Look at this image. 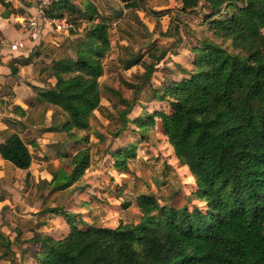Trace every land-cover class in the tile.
I'll return each instance as SVG.
<instances>
[{"label":"trees","instance_id":"1","mask_svg":"<svg viewBox=\"0 0 264 264\" xmlns=\"http://www.w3.org/2000/svg\"><path fill=\"white\" fill-rule=\"evenodd\" d=\"M181 2L183 12L205 9L204 25L211 36L191 49L193 57L186 60L187 66L163 67L165 79L160 85L154 83V77L169 50L152 43L149 62L143 57L133 61L144 69L126 84L134 97L126 100L107 88L125 109L106 117L118 126L117 138L132 124L135 129L131 133L139 134L141 141L147 140V132L160 121L175 158L189 168L195 180L189 201L203 207H175L154 194H141L137 201L139 224L121 222L116 228L91 225L85 229L78 227L77 215L55 208L52 213L66 218L68 235L33 238L24 244H39V248H22L20 253L0 235L5 249L0 262L264 264V0ZM136 7L134 3L126 6ZM48 17L62 15H53L51 10ZM111 25L107 18L91 25L77 40L72 57L59 62L56 88L41 93V102L56 111L55 123L65 133V145L73 146L62 156L71 175L61 171L51 182L61 190L80 182L92 167V133L98 140L97 152L105 142L101 133L92 132L91 122L95 112L102 110L100 79L111 51ZM148 102L162 107L149 111ZM136 109L141 110L138 115H134ZM59 116L62 120L57 122ZM136 149L137 144H130L108 154L115 168L128 173L127 163L136 156ZM0 155L21 170L32 164L28 146L16 134L0 146ZM129 204L123 203V208Z\"/></svg>","mask_w":264,"mask_h":264},{"label":"crops","instance_id":"2","mask_svg":"<svg viewBox=\"0 0 264 264\" xmlns=\"http://www.w3.org/2000/svg\"><path fill=\"white\" fill-rule=\"evenodd\" d=\"M129 3L137 7L127 9ZM35 11L33 0H0V146L9 136L16 134L26 143L32 156L30 168L21 170L0 155V235L11 241L12 245L18 244L30 251L37 250L39 244L24 242L42 235L61 238L70 233L66 222L68 233L58 237L52 235V227L66 218L56 216L51 211L63 208L60 201L65 193L80 187L82 181L63 190L51 185L56 173H72L62 156L73 146L65 145V133H61L55 123L56 111L41 102L42 92L56 88L55 74L59 62L72 57L73 50L77 48V40L85 36L91 25H97L103 18H107L112 22L111 51L105 63L110 61L129 68L134 59L148 52L150 45L157 44L161 37L171 41L169 45L164 42L159 44L169 50L166 59L170 57L173 61L171 65H164L165 59L158 66L160 85V81L165 79L161 69L165 66L175 69V64L187 66L179 61L181 53L185 51V54H191V49L204 38L202 35L193 43L182 30V18L186 15L203 18L201 11L205 9L200 7L191 12H183L181 0H66L56 5L52 14L67 17L72 25L70 31L58 33L47 27L39 41L33 42L28 39V32L19 22H23ZM19 41H25L26 48L20 52H11L9 45ZM147 55H142L144 61ZM184 58L187 60L190 57ZM13 68L16 73L12 72ZM170 80L179 78L171 77ZM102 105L101 101L100 112L105 113ZM98 112L95 114L100 115ZM100 153L96 152L93 156V163L95 158L100 159ZM182 169L190 173L187 166H182ZM141 194L130 197L129 207L123 208L126 219L121 222L139 224L141 213L137 201ZM75 195L79 197L80 192L77 191ZM66 209L67 206L63 211L70 213ZM130 213L134 216L127 218ZM73 215L80 218L82 214ZM4 250V242L0 239V257ZM0 264L9 263L1 260Z\"/></svg>","mask_w":264,"mask_h":264},{"label":"rangeland","instance_id":"3","mask_svg":"<svg viewBox=\"0 0 264 264\" xmlns=\"http://www.w3.org/2000/svg\"><path fill=\"white\" fill-rule=\"evenodd\" d=\"M201 13L204 15L205 12L201 11ZM182 20L184 22L182 30L187 33V36H190L193 43H196L197 38L202 35L204 37L211 36L212 33L209 32L208 25H204L202 17L197 19L193 15H186ZM157 42L158 45H162V42L169 45L171 41H168L167 37H161ZM147 53L145 51L142 55H147ZM142 55L139 56L143 57ZM184 57L191 58L193 56L189 53L185 54L183 51L179 58L181 63H186ZM146 60L149 62L150 58L147 57ZM171 62L173 61L169 57L164 65H171ZM104 70L106 75H103L100 81L103 86L106 85V87H102V106L105 108V113L99 111L100 115L95 114V120L91 122L92 132L98 131L105 138L104 144L100 145V159L95 158V163L82 179L81 186L66 192L60 201V205L64 209L67 206L66 211L69 210L68 212L72 214H82L78 219L80 223L77 224L81 229L88 228L86 225L116 228L122 220L126 219L123 203L128 202L130 197L141 193L154 194L161 199L162 203L175 207L184 205L190 209L194 205L203 207L198 202L189 201L190 195L196 188L194 178L186 169H182L179 161L175 158L174 151L163 134L160 121L154 129L147 132V140L141 141L139 134L133 135L131 133V130L135 129L132 124L129 127L130 130L126 131L122 138H117L115 133L118 126L106 117V114L117 115L119 111L125 109L121 99L107 91V88L118 92L121 98L131 100L134 97L133 91L126 84L133 81L134 73L141 74L143 69L133 64L127 68L126 65L119 66L107 61ZM159 78V74L154 77V83L157 85H159ZM158 104V102H148L147 110L161 109L162 106ZM166 109L167 111L170 110L169 107ZM140 112V109H136L134 115H138ZM60 120L62 117L59 116L57 121ZM93 134L91 135L92 142L95 144L93 153L96 155L98 140ZM130 144H137L136 156L129 159L127 163L129 172L124 173L115 168L114 160L108 153L116 152ZM77 191L80 192L79 197L75 195ZM133 216L134 214L130 213L127 218ZM66 222V219L63 218L59 224L54 225L51 230L52 235L58 237L68 233L69 229ZM13 246L15 244L12 245V248ZM21 249L22 247L19 245L14 247L18 253Z\"/></svg>","mask_w":264,"mask_h":264},{"label":"built area","instance_id":"4","mask_svg":"<svg viewBox=\"0 0 264 264\" xmlns=\"http://www.w3.org/2000/svg\"><path fill=\"white\" fill-rule=\"evenodd\" d=\"M66 0H33L35 5V13L19 24L28 32V39L36 42L39 41L45 28L49 27L55 32H68L72 28L67 17H48V13L56 5L65 2ZM10 51L20 52L26 48L25 41L11 43Z\"/></svg>","mask_w":264,"mask_h":264}]
</instances>
